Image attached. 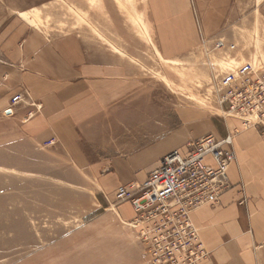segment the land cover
Instances as JSON below:
<instances>
[{
	"label": "rangeland",
	"instance_id": "obj_1",
	"mask_svg": "<svg viewBox=\"0 0 264 264\" xmlns=\"http://www.w3.org/2000/svg\"><path fill=\"white\" fill-rule=\"evenodd\" d=\"M35 11L37 26L19 17ZM24 29L117 52L131 74L147 80V99L165 111L164 131L183 124L199 138H236L245 128L221 109L216 92L222 73L264 70V0H0V264H149L123 218L131 212L124 207L119 217L125 203L107 183L57 181L83 176L22 133L17 111L38 105L7 60ZM219 39L235 49L217 51ZM178 110L189 115L183 123ZM256 264H264V249Z\"/></svg>",
	"mask_w": 264,
	"mask_h": 264
},
{
	"label": "crops",
	"instance_id": "obj_2",
	"mask_svg": "<svg viewBox=\"0 0 264 264\" xmlns=\"http://www.w3.org/2000/svg\"><path fill=\"white\" fill-rule=\"evenodd\" d=\"M21 34V45L7 62L15 65L18 84L38 111L20 107L17 122L36 145L55 141L45 146L49 154L83 176L57 181L107 183L114 193L119 185L142 182L165 155L184 153L189 141L200 139L183 124L164 131L165 111L147 99V80L131 74L117 52L85 47L72 36L49 40L28 29ZM31 111L34 115L26 118ZM197 113L191 111L194 122ZM185 116L189 115L178 110L182 123ZM258 129L240 130L234 137L231 188L220 204L204 205L190 214L209 252L201 264H256L264 249V135ZM124 207L131 218L121 215ZM133 213L126 202L118 216L131 220Z\"/></svg>",
	"mask_w": 264,
	"mask_h": 264
},
{
	"label": "built area",
	"instance_id": "obj_3",
	"mask_svg": "<svg viewBox=\"0 0 264 264\" xmlns=\"http://www.w3.org/2000/svg\"><path fill=\"white\" fill-rule=\"evenodd\" d=\"M215 49L225 52L235 45L219 39ZM222 74L216 92L221 109L245 129L264 130V70ZM21 100L18 95L13 104ZM235 161L234 134H208L189 141L184 153L174 150L165 155L142 182L115 189L114 200L132 207L128 225L145 246L149 264H201L209 259L190 214L201 206L220 204L231 188L228 170Z\"/></svg>",
	"mask_w": 264,
	"mask_h": 264
},
{
	"label": "bare ground",
	"instance_id": "obj_4",
	"mask_svg": "<svg viewBox=\"0 0 264 264\" xmlns=\"http://www.w3.org/2000/svg\"><path fill=\"white\" fill-rule=\"evenodd\" d=\"M19 17H21L24 21H26L27 23H29V25L31 26H37L39 24V16H38V11L36 12H31V13H19ZM258 68V67H257ZM250 69H252L250 67ZM255 69V68H254ZM196 99V98H195Z\"/></svg>",
	"mask_w": 264,
	"mask_h": 264
}]
</instances>
